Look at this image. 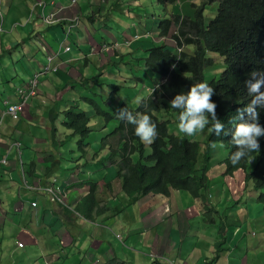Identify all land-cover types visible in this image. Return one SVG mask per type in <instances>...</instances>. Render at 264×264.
I'll return each mask as SVG.
<instances>
[{
    "label": "crops",
    "instance_id": "crops-1",
    "mask_svg": "<svg viewBox=\"0 0 264 264\" xmlns=\"http://www.w3.org/2000/svg\"><path fill=\"white\" fill-rule=\"evenodd\" d=\"M73 1L0 0V118L7 103L18 102L19 90L42 70L45 53L58 50L60 42L70 47L55 57L58 70L39 78L37 94L20 121L6 116L0 126V161L7 158L9 164L0 170V264H82L85 260L75 257L84 250L93 257L91 264H167L165 259L173 264H206L217 257L220 243L229 251L220 252L214 264L262 262L264 204L251 186L245 187L240 173L224 179L229 189L212 187L205 203L173 191L169 197H143L134 205L145 204L140 209L146 213L140 217L134 213L129 197L113 180L114 167L102 165L108 153L100 146L114 124L105 125L85 99L123 80L114 70L108 71L120 49L118 44L110 47L119 40L108 27L116 24V14L125 12L120 1L125 5L133 1L136 9L139 0ZM57 12L55 24L43 23L44 17ZM138 18L144 33L138 30L135 36L144 40L131 43L137 48H123L125 61L139 50L145 53L154 38L147 15ZM95 78H99L96 92L91 84ZM72 106L92 115L86 157L78 150L79 136L64 126L63 113ZM97 133L101 140L93 141ZM91 185L98 186L94 210L89 203L83 207ZM48 188L63 190L73 210L51 203ZM211 208L218 211L213 224L207 220ZM252 212L257 218H251ZM140 221L148 229L132 234ZM224 226L231 227L230 234L225 231L221 237Z\"/></svg>",
    "mask_w": 264,
    "mask_h": 264
},
{
    "label": "trees",
    "instance_id": "trees-1",
    "mask_svg": "<svg viewBox=\"0 0 264 264\" xmlns=\"http://www.w3.org/2000/svg\"><path fill=\"white\" fill-rule=\"evenodd\" d=\"M179 2L180 0L159 1L163 9ZM214 4L218 5L217 14L213 20L207 22L204 16L205 8ZM193 8V19L168 15L160 21V37L171 38L173 47H168L161 41H150L145 53L139 50L138 55L125 61L122 52L117 55L113 65L108 67L109 73L113 70L115 73L125 72L120 65L126 70H131V75H125L123 85L122 82L119 83L120 86H115V90L128 87L129 84L132 89L135 83L144 82V79L137 77V73L143 72L141 66H144L148 73L163 78L164 82L158 81L152 92L139 100L134 108L129 109L120 102V109L128 108L134 114L141 112L151 117L158 132L154 143H142L134 133V126L117 117L120 109L112 110L111 113L105 112L106 107L111 106L110 98L105 102L100 94L94 93L92 97L85 99L94 113L104 118L105 125H115L100 146L101 152L108 153V158L102 165L106 167V164H109L114 167L113 180L119 182L122 193L133 203L149 195L169 197L173 191L185 192L192 199L205 203L212 187L218 186L219 183L224 185L226 177L234 178L235 174L240 173L245 176V187L252 185L255 192H260L258 200L264 204V135L257 138L260 144L259 152L250 153L235 165L230 161L231 155L239 150L238 146L232 144L236 127L252 122L251 113L246 111L249 105L253 111L259 112L258 126L264 130V107H261L264 101L252 104V99L259 93L249 95L250 85L264 79V0H206L200 8ZM186 46L194 47V51L186 52ZM129 48L137 46L132 44ZM211 52L222 57L224 71L218 79L206 81V69L215 65L213 57L209 55ZM141 60H144V65L140 64ZM254 72L256 75H253ZM197 82H206L214 88L210 102L216 105V120L222 125L219 135L209 132L206 138L201 140L189 139L185 134H175L174 131L179 132V110L172 109L169 104L176 95L181 92L186 94ZM109 84L111 86V83ZM126 92L132 94L131 91ZM260 92L264 93V85ZM101 100L105 102V108ZM162 101L169 104L166 109L171 111L170 119L160 118ZM18 103L20 99L14 104ZM25 107L26 105L20 119L24 116ZM206 115L209 120L212 119L211 114ZM63 117L64 126L79 136L78 150L86 157L90 147L89 126L92 115L72 106L63 113ZM221 143L228 150V160L225 161L223 176L215 180L210 173L215 151ZM213 144L217 147H212ZM254 157L256 160L252 164ZM97 192L98 186L91 185L83 207L89 203L91 210H94L97 205ZM215 213L218 211L214 208L207 209V220L210 224L214 223ZM229 229L231 227H222L220 236L223 237L225 231L229 233ZM217 249V257L206 264H214L215 260L220 258L219 253L226 251L223 250L222 243L217 245Z\"/></svg>",
    "mask_w": 264,
    "mask_h": 264
},
{
    "label": "rangeland",
    "instance_id": "rangeland-1",
    "mask_svg": "<svg viewBox=\"0 0 264 264\" xmlns=\"http://www.w3.org/2000/svg\"><path fill=\"white\" fill-rule=\"evenodd\" d=\"M160 0H139L138 2V6L136 7V9H132L134 2L132 1L131 3L127 2L126 5L124 4L125 2L120 1L119 5L125 9V12H120L119 15L117 16L116 14V24L114 25H109V30L116 32L113 33L117 36V39L119 40V44L122 45V42L124 41V39L126 38H131L134 40H144V37H136V31H140L141 33H144L143 30L140 29V22H139V18L140 17H145L147 15V23H148V30L149 31H154V40L152 41H160L161 37H160V32L157 28L154 29V26H158V23L161 19L165 18V13H167V15H180L181 17H187V18H194V14H195V9L193 8V6H196L197 8H200L204 3H206V0H180L179 3H177L174 6H167L166 9H163L159 3ZM182 2V3H181ZM217 9H218V5L214 4L212 5H208L205 8V19L207 22H210L211 20H213L217 14ZM164 10V11H163ZM165 12V13H164ZM139 35V34H138ZM103 37V36H102ZM104 39V38H103ZM108 40V39H105ZM109 41V40H108ZM163 43H165L166 45L173 47L172 45H174L173 41L170 38H163L162 39ZM111 42V41H109ZM186 52L191 53L192 51H194V47L192 46H186L185 47ZM143 54V53H141ZM148 55V53H147ZM210 56L213 57L214 61H215V65L211 68H209L208 70L206 69V81H210L213 79H218L222 72L224 71V60L222 59V57H220L218 54L215 53H210ZM127 55H125L126 57ZM143 59H145V57H143ZM144 60H141L140 64L144 65ZM125 72H116L117 74L120 75V78L124 79L125 75L129 76L131 75V70H126L125 67H123L122 65H120ZM121 67L119 69H121ZM141 68H143V72L137 73V77L140 79H144L145 81H141V84H137L135 83L133 85V88H130V85L128 87H125L126 91H131V95H129L124 89H116L115 90V86H119V84L117 83H111L108 84V88H106L105 90V86H104V90L103 93L99 90V93L102 96V99L106 101H108V99L110 98V104L111 106L108 108L106 107L105 112H112V110H119L121 105L120 102H123L126 107L130 108H134L137 104L138 101L141 99H144L147 97V95L152 92L153 88L156 86L157 81H159V83L164 82L163 78H161V80H157L159 78V76H155L151 73H148V71H146V68L144 66H141ZM120 73H125V74H120ZM96 75H98V73H96ZM96 79L99 78H95L92 80L91 84L92 87H95V92L98 91V87L96 85ZM111 79L114 80V77H111ZM117 80V79H116ZM122 82L123 85V80H120ZM138 89V91H136V88ZM119 90H121L120 92H118ZM104 95V96H103ZM104 97V98H103ZM134 97V99L132 98ZM101 100V103L104 106V101ZM166 106L169 107V104L166 101H162L161 104V112H162V116L160 117L163 120H167L170 119V109H166ZM167 111V114H165V112ZM157 116H160V114L156 113ZM115 122L116 121H112ZM35 123V122H34ZM115 126V125H114ZM113 126V127H114ZM112 127V128H113ZM208 127H210L209 125L205 126V129L203 130V132H198L197 134H193L191 136L186 135L189 139H193V140H201V139H205L206 136L209 134L208 131ZM111 128V129H112ZM173 128H175V126H173ZM172 129V127H171ZM111 131V130H110ZM109 131V132H110ZM175 134H180L183 135L182 133H179L177 130L174 131ZM95 139L93 141H100L101 138L99 139L98 137V133L94 135ZM218 149L215 151L216 155H215V159H214V163H213V167L211 169V173L210 175H212V178H215V180L220 177L222 173L225 172V161L228 160V150L225 149V147H220V145H218ZM226 150V152H225ZM256 158L254 157L251 160V163L253 164L255 162ZM244 175V174H243ZM220 180V178H219ZM220 186H224L225 188L229 189V185H223L221 183H219ZM218 185V186H219ZM250 187V186H249ZM251 187L253 188V186L251 185ZM251 188V189H252ZM254 191V189H253ZM218 194H221L222 190H217L216 191ZM182 193V192H181ZM185 193V192H183ZM258 193V192H257ZM251 194L253 193H249V197L251 196ZM260 196V192L258 194V197ZM148 198V197H145ZM144 198H141L140 200L134 202L139 203L141 200H143ZM257 201V200H255ZM259 201V200H258ZM133 202H131V208L134 209V213L137 214V216H143L146 211L145 209H140L143 208L145 204L141 203L139 205H134ZM263 204V202H261ZM248 204L250 205V207H253L255 202L252 201H248ZM135 206V207H134ZM250 210V209H249ZM140 214V215H138ZM251 218L255 219L257 218L255 213L252 212V216ZM145 229H148V227H144L143 224L140 223L135 227L134 231L132 229V234L134 233H140L141 231H145ZM248 231V228L246 229L245 232ZM225 250V249H223ZM226 251H229L226 250ZM86 258V259H85ZM75 260L78 261L80 260V262H82V264H87L86 262L88 261L89 264H91V261L93 260V257L90 255H88L87 250H84L83 253L76 255ZM253 264H264V257H263V261L260 262L258 259L255 260V262Z\"/></svg>",
    "mask_w": 264,
    "mask_h": 264
},
{
    "label": "clouds",
    "instance_id": "clouds-1",
    "mask_svg": "<svg viewBox=\"0 0 264 264\" xmlns=\"http://www.w3.org/2000/svg\"><path fill=\"white\" fill-rule=\"evenodd\" d=\"M160 21H162V19ZM159 23H158V29H159ZM137 37H140V35H137ZM163 38L164 37H161L160 39L162 43H163L162 41ZM152 40H154V38H151L150 41ZM133 41L134 39H124L122 45L119 44L118 42H112L109 45L111 47V45L113 44H118L120 49H118L117 51L120 54L124 52L123 48L131 49L129 48V46ZM153 42H159V41H153ZM46 46L48 45H45L44 49L47 51L48 49L46 48ZM47 53L49 52H46L45 54L47 55ZM253 75H256V73L254 72ZM161 78L162 77H159L157 80H161ZM262 85H264V79L258 80L256 83L250 85L249 88L250 96L254 93H259L258 96H255L252 99V104H256L258 101H264V93L260 92ZM213 94H214V88L210 87L208 83L197 82L193 84L190 91H188L186 94L181 92V94L176 95L175 98L169 102L170 107L172 109L179 110V116H178L179 122L177 125L179 133L191 136L193 134H197L198 132H203L205 126L210 124L211 126L208 127V131L211 133L215 132L216 135H219L222 125L216 120V114L214 111L216 105L210 102V97ZM86 103L88 104V102ZM261 107H264V104H261ZM246 111L251 113L252 122L247 124H240L236 127V131L233 135L232 144L238 146L239 150L235 152V154H232L230 157V161L234 165L237 164L241 159L247 157L250 153L259 152L260 144L258 143L257 138L260 137L261 135H264V130H262L261 127L258 126L259 112L253 111L251 105H249ZM206 114H211L212 119L209 120ZM116 115L120 120L126 121V123L134 126V133L142 143L151 145L152 143L155 142V139L158 136L157 125L152 121L151 117L148 114H144L141 112H136L134 114L132 111L128 110V108H124V109H120ZM19 121L20 119L15 122H19ZM223 146H224L223 143H221L220 147ZM212 147L215 148L217 147V145L213 144Z\"/></svg>",
    "mask_w": 264,
    "mask_h": 264
},
{
    "label": "built area",
    "instance_id": "built-area-1",
    "mask_svg": "<svg viewBox=\"0 0 264 264\" xmlns=\"http://www.w3.org/2000/svg\"><path fill=\"white\" fill-rule=\"evenodd\" d=\"M73 4L77 3V0L72 2ZM43 7L41 4L39 5V8ZM36 11H32V15L35 13ZM57 13H53L50 14L47 17L43 18V23L45 25H53L55 24V22H57ZM70 28V27H69ZM1 28H0V32H1ZM68 35L66 34L65 36V40L68 39ZM64 40V41H65ZM70 49L69 46L64 47L63 46V42H60V46L58 50H53L49 53H47L46 55V64L43 66V69L38 72L35 73L33 75V77L30 79V81L28 82L27 86L21 90H19V94H20V103L18 104H11V103H7V108L3 113L2 118L0 119V126L2 124V122H4V118L7 116L9 117L11 120L13 121H18L21 117V114L23 112V107L25 105H27L28 101L34 97L37 94V88L39 85V78L43 75H46L50 72H54L58 70V66H54L53 65V61L55 59V57H57L62 51H68ZM19 150V148H18ZM4 166H9L8 162H7V158H4L2 161H0V170L2 169V167ZM27 189H30L29 187H26ZM48 194V199L50 200L51 203H55V204H61L67 208H69L70 210H73V208L69 205L67 199L65 198L64 191L60 190V189H51L48 188L47 190ZM63 193V194H62ZM38 206V204L36 202L32 203V207L36 208ZM18 246L20 248H23L24 245L22 243H19ZM165 262L167 264H173L171 261L165 259ZM97 264V263H95Z\"/></svg>",
    "mask_w": 264,
    "mask_h": 264
}]
</instances>
